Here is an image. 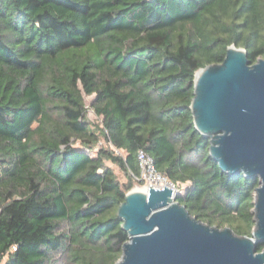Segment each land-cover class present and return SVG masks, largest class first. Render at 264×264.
I'll return each mask as SVG.
<instances>
[{
	"label": "trees",
	"instance_id": "16d2710c",
	"mask_svg": "<svg viewBox=\"0 0 264 264\" xmlns=\"http://www.w3.org/2000/svg\"><path fill=\"white\" fill-rule=\"evenodd\" d=\"M230 44L264 57V0H0V264H115L141 148L193 215L251 235L259 177L222 170L191 108Z\"/></svg>",
	"mask_w": 264,
	"mask_h": 264
},
{
	"label": "water",
	"instance_id": "95a60500",
	"mask_svg": "<svg viewBox=\"0 0 264 264\" xmlns=\"http://www.w3.org/2000/svg\"><path fill=\"white\" fill-rule=\"evenodd\" d=\"M193 120L223 171L258 176L251 235L211 225L176 200L173 188L132 187L118 207L129 233L115 264H264V57L230 44L194 78Z\"/></svg>",
	"mask_w": 264,
	"mask_h": 264
},
{
	"label": "built area",
	"instance_id": "2783aa9c",
	"mask_svg": "<svg viewBox=\"0 0 264 264\" xmlns=\"http://www.w3.org/2000/svg\"><path fill=\"white\" fill-rule=\"evenodd\" d=\"M139 169L138 172L131 171L134 179L138 182H145V187L153 186L162 188L167 185L173 188L175 192L177 185L180 183H174L164 173H160L155 166L153 156H151L144 148L137 151Z\"/></svg>",
	"mask_w": 264,
	"mask_h": 264
},
{
	"label": "rangeland",
	"instance_id": "374dc122",
	"mask_svg": "<svg viewBox=\"0 0 264 264\" xmlns=\"http://www.w3.org/2000/svg\"><path fill=\"white\" fill-rule=\"evenodd\" d=\"M95 96H96L95 94H89V95L85 94V105H87V108H88V118L91 119L92 121L96 122V123H102L101 122L102 116L96 114V112L93 108V105H92V101L95 99ZM75 145L78 147L80 146L79 142H77ZM117 152L123 156H126L125 150H118ZM93 153L95 154V151H93ZM107 164H110L111 166H113L116 174L118 175L119 179L122 182H126L128 180L127 174H125L117 164H114L110 160H108ZM144 185H145V182L143 183V182L137 181L136 183H134L133 187H135V188L137 186L144 187ZM189 186H191L190 181L179 183L176 187L175 192H174V196L176 197L180 193L185 194L187 192L186 190Z\"/></svg>",
	"mask_w": 264,
	"mask_h": 264
},
{
	"label": "bare ground",
	"instance_id": "6f19581e",
	"mask_svg": "<svg viewBox=\"0 0 264 264\" xmlns=\"http://www.w3.org/2000/svg\"><path fill=\"white\" fill-rule=\"evenodd\" d=\"M136 188H138V189H143L144 187H139V186H137Z\"/></svg>",
	"mask_w": 264,
	"mask_h": 264
}]
</instances>
